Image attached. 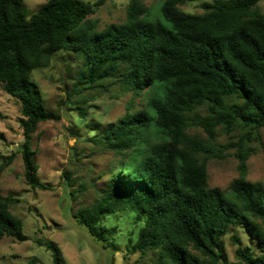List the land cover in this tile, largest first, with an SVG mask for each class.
<instances>
[{
  "label": "trees",
  "instance_id": "trees-1",
  "mask_svg": "<svg viewBox=\"0 0 264 264\" xmlns=\"http://www.w3.org/2000/svg\"><path fill=\"white\" fill-rule=\"evenodd\" d=\"M144 1L128 0L126 20L98 31L88 16L103 0H47L30 16L22 0H0V85L19 105L25 182L48 189L37 177L30 139L39 123L59 119L45 108L31 73L61 51L72 53L76 94L105 83L134 97L149 94L142 110L92 139L118 160L99 197L76 211V223L116 252L114 230L102 222L116 212L133 213L143 224L130 252L152 254V264H264V185L246 180L248 144L264 146L258 136L264 129V14L255 9L262 0H213L201 6L202 14L179 9L195 0H161L155 21L146 19ZM197 128L206 140L188 133ZM218 129L236 138L216 147ZM228 149H234L237 177L224 192L208 186L206 162ZM11 160L2 157L0 174ZM9 202L0 196V238L24 241ZM231 227L249 234L257 252L232 235L235 261L229 262L222 238ZM35 243L51 253L52 264H67L55 242Z\"/></svg>",
  "mask_w": 264,
  "mask_h": 264
},
{
  "label": "rangeland",
  "instance_id": "rangeland-1",
  "mask_svg": "<svg viewBox=\"0 0 264 264\" xmlns=\"http://www.w3.org/2000/svg\"><path fill=\"white\" fill-rule=\"evenodd\" d=\"M22 1L30 16L47 0ZM83 1L95 4L98 0ZM212 1L186 2L179 9L185 13L202 14L201 6ZM127 3L128 0H103L88 19L95 23L98 31L111 24L123 23ZM144 4L147 20L161 19V0H145ZM255 9L264 14V0L258 2ZM77 66L78 59L74 54L61 51L51 57L47 67L31 73V81L38 87L45 108L59 116L56 121L39 123L30 139L37 177L47 185L46 190L31 189L25 182L23 163L17 150L22 142L18 124L21 116L19 105L0 85V163L2 157L12 155L11 162L0 174V196L9 198V212L21 221L22 232L27 238L24 241L10 236L0 238V264H29L32 259H35L32 264H52L51 253L38 246L36 239L55 242L67 264L153 263L152 254L130 252L143 224L142 220L136 221L133 213L116 212L102 222L114 230L112 242L118 247L116 252L103 249L75 221L76 211L92 205L99 197L118 160L112 152L94 145L92 139L125 114L142 110L149 97L147 92L134 97L109 83H105V88L76 94L74 75ZM78 112L85 116L81 118ZM188 133L207 139L198 128L190 129ZM258 136L264 145V129L259 130ZM232 137L218 129L214 145L221 147ZM248 146L253 153L246 161V180L264 185V146L255 140ZM233 153L234 149H228L207 160V184L210 188L229 191L231 182L237 177V161ZM62 173L68 181L66 177L62 179ZM80 187L84 189L77 191ZM232 235L238 237L241 247L248 246L257 252L256 241L249 234L240 227H231L222 238V253L229 262L235 261L236 245L230 240Z\"/></svg>",
  "mask_w": 264,
  "mask_h": 264
}]
</instances>
